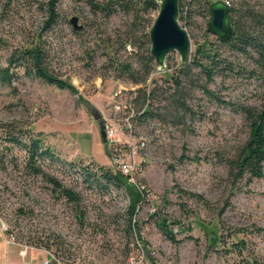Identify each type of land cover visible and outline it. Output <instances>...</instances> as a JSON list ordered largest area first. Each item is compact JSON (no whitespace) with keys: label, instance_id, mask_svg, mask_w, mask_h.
<instances>
[{"label":"rangeland","instance_id":"374dc122","mask_svg":"<svg viewBox=\"0 0 264 264\" xmlns=\"http://www.w3.org/2000/svg\"><path fill=\"white\" fill-rule=\"evenodd\" d=\"M52 1L0 0V66L8 65L14 51L39 40L45 68L77 92L20 71L11 86L0 84V125L44 134L62 168L46 172L75 191L81 202L74 205L57 197L44 177L24 170L22 154L13 162L0 147L4 234L21 249L48 253L61 264H126L140 246L148 264H264V178L249 181L230 166L249 136L245 117L204 92L207 76L200 67L180 77L191 110H177L171 98L175 83L169 77L178 75L181 62L176 52L168 55L162 70L154 61L139 85L118 69L130 64L144 74L151 55L145 36L159 10L137 16L136 0H56V22L46 30ZM229 1L238 9L239 23L257 31L251 15L264 14V0ZM203 2L182 1L185 12L191 11V18L180 22L191 38L190 61L196 54L209 67V59L196 48L216 52L209 90L226 101L260 107L261 72L248 55L231 51L207 34L211 16L203 11ZM74 17L80 31L70 24ZM140 89L154 91L148 103L160 117L138 119L142 100L135 98ZM119 90L122 94L116 97ZM115 102L122 104V111L117 112ZM105 124L116 128L126 154L134 155L138 184L147 190L134 216L125 189L90 187L81 175V166L115 171L101 141ZM162 218L168 220L177 243L160 230ZM206 230L223 234V242L208 247ZM238 240L245 243L242 251Z\"/></svg>","mask_w":264,"mask_h":264},{"label":"trees","instance_id":"16d2710c","mask_svg":"<svg viewBox=\"0 0 264 264\" xmlns=\"http://www.w3.org/2000/svg\"><path fill=\"white\" fill-rule=\"evenodd\" d=\"M183 0H179V12L180 22H184L191 18V11L185 12L182 4ZM203 2V11H206L209 16L210 7L212 5L211 0H201ZM55 2L53 0L50 7L49 19L46 22L45 29L49 30L56 22ZM136 15L148 13L152 10H159V4L156 0H136ZM102 9H106L102 7ZM253 22L258 27L257 31H251L246 27H243L237 20L239 17L238 9L234 6H230V18L233 28V36L228 42H221V44L229 46L231 51L238 52L244 55H248L255 63V67L261 72L260 79L264 82V14L253 13ZM207 34L209 31L207 29ZM145 38L149 42V33ZM197 53H202L203 57L209 59L210 66L207 67L197 60V55L185 65L180 63L178 75H169L171 80H174L175 89L171 96L172 103L176 105L177 110L182 112H189L191 109L186 103L185 94L181 88L180 77L183 75L187 77L191 73V68H202L203 72L207 76L206 85L203 90L206 94L210 95L219 104L225 105L231 108L236 113L242 114L245 120L249 123V136L246 143L235 154L234 158L230 161V166L237 176L243 178L247 177L249 181L258 180L264 178V103L260 107H253L243 104H236L224 100L223 98L215 95L208 88V84L213 81L215 75V64L217 53L211 55L208 51H203L202 47L196 48ZM191 54H193L191 52ZM191 57V55H190ZM155 59L149 55L147 57V63L144 68V74L132 68L130 64L118 65V69L121 75H125L132 83L139 85L142 84L147 76L150 74L154 65ZM44 54L39 47V40L35 45L30 48L14 51L8 59V65L5 67L0 66V84L3 86H11L14 81L19 78V72L24 71L29 76L37 78L44 83L51 86H55L60 90H69L71 92H77L76 87L68 81L62 80L48 72L45 68ZM231 65V63H229ZM255 73L256 71H252ZM154 99V91L147 92L144 89L139 90V95L135 98L136 101L142 100L141 110H139L138 119L140 121L148 120L150 118L160 117L158 113L151 110V103ZM0 147L14 160L20 159L22 154V164L24 170L34 177H44L48 184L51 185L52 191L57 195L65 199L67 202L74 205H79L81 202L80 196L72 189L66 187L57 177L47 173L46 170L50 169L52 172H60V168L57 163L61 162L60 156L57 152L49 146L42 133H33L29 130L15 129L10 125H0ZM17 153V154H15ZM18 155V156H16ZM16 165V163H15ZM71 167L74 164L70 163ZM81 175L84 177V182L89 186H94L101 190H109L111 187L116 189H125L131 196V204L129 207L130 213L134 216L137 212L138 205L145 200L147 193L146 188L143 191L138 190L134 185L128 183L126 177L118 172L106 169L101 166H81ZM199 200L205 201L201 196L195 195ZM176 223V222H175ZM159 228L163 234L172 242L177 243V240L173 234V230L169 229L168 220L162 218L159 223ZM261 231V229H257ZM208 238V247H216L223 242V234L217 232H205ZM236 246L238 251H242L245 248L243 240H238ZM244 264H259L257 261L246 262Z\"/></svg>","mask_w":264,"mask_h":264},{"label":"water","instance_id":"95a60500","mask_svg":"<svg viewBox=\"0 0 264 264\" xmlns=\"http://www.w3.org/2000/svg\"><path fill=\"white\" fill-rule=\"evenodd\" d=\"M159 13L150 29L151 56L155 59L157 68L166 67L168 55L178 53L181 64L189 62L191 55V38L188 31L180 23L179 0H156ZM208 31L221 42H228L233 36L230 18V8L223 0L212 3L210 7ZM74 30L80 31L78 18L70 20ZM102 142L106 144L105 131L101 130Z\"/></svg>","mask_w":264,"mask_h":264},{"label":"built area","instance_id":"2783aa9c","mask_svg":"<svg viewBox=\"0 0 264 264\" xmlns=\"http://www.w3.org/2000/svg\"><path fill=\"white\" fill-rule=\"evenodd\" d=\"M225 2L229 7L231 6V2L229 0ZM121 94H122V90H119L117 91L115 96L118 97ZM115 109L117 110V112L122 111L123 109L122 104L120 102H115ZM104 131L106 137L105 145L108 148L109 155L112 158L113 161L112 163L115 168V172H118L124 177H126L129 184L134 185L140 191H143L145 187L142 185L140 186L136 178L137 167H136L134 155L126 154L125 152L126 145L119 140L118 132L116 128H114V126H111L110 124H105ZM144 146L145 143L141 145V147ZM132 154H134V152H132ZM1 231L3 233H6L7 232L6 227L3 226ZM7 244L9 245L14 244V240L8 238ZM51 258L52 260L58 262V260L54 256H51ZM50 263H51L50 261H46L44 264H50ZM126 264H148V262L146 261V257L144 255L143 248L141 246L140 248H138L137 253L130 254Z\"/></svg>","mask_w":264,"mask_h":264},{"label":"crops","instance_id":"0c3cea01","mask_svg":"<svg viewBox=\"0 0 264 264\" xmlns=\"http://www.w3.org/2000/svg\"><path fill=\"white\" fill-rule=\"evenodd\" d=\"M7 240L8 236L0 229V264H44L46 261H50V264H61L52 260L48 253L28 249L26 251L18 245L7 244Z\"/></svg>","mask_w":264,"mask_h":264},{"label":"flooded vegetation","instance_id":"af4514ba","mask_svg":"<svg viewBox=\"0 0 264 264\" xmlns=\"http://www.w3.org/2000/svg\"><path fill=\"white\" fill-rule=\"evenodd\" d=\"M230 8V7H229Z\"/></svg>","mask_w":264,"mask_h":264}]
</instances>
